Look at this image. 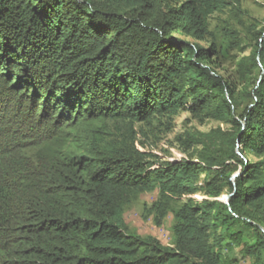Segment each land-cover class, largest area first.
Returning a JSON list of instances; mask_svg holds the SVG:
<instances>
[{"label": "trees", "instance_id": "1", "mask_svg": "<svg viewBox=\"0 0 264 264\" xmlns=\"http://www.w3.org/2000/svg\"><path fill=\"white\" fill-rule=\"evenodd\" d=\"M241 5L0 0V264H264V23L234 77L222 57L247 48L229 22L200 44ZM182 111L227 126L172 160L137 147L133 124ZM156 189L168 246L124 220Z\"/></svg>", "mask_w": 264, "mask_h": 264}, {"label": "rangeland", "instance_id": "2", "mask_svg": "<svg viewBox=\"0 0 264 264\" xmlns=\"http://www.w3.org/2000/svg\"><path fill=\"white\" fill-rule=\"evenodd\" d=\"M229 22L232 28L239 32V36L245 41V52L232 50L223 58L222 73L226 77H234L236 73V62L244 54H248L251 45L255 42V27L259 28L264 23V0H242L241 11L232 12L230 9L215 11L207 17V24L210 34L200 44L209 46L212 41L219 44L224 42L223 34L218 31V26ZM116 126L121 127L118 135L123 137L131 124L108 122V129L115 132ZM137 133V147L147 152L156 160L167 161L184 156L182 143L179 138L185 137L189 132H206L218 126H227L216 120L203 121L194 117L190 112L182 111L175 116H159L151 122L133 124ZM250 158H252L250 156ZM159 200V191H142L134 195L133 200L124 210V220L129 229L140 236H153L158 238L164 245L173 244L174 240V215L170 213L158 225L154 204ZM237 253V252H236ZM241 264H251V259H240Z\"/></svg>", "mask_w": 264, "mask_h": 264}, {"label": "water", "instance_id": "3", "mask_svg": "<svg viewBox=\"0 0 264 264\" xmlns=\"http://www.w3.org/2000/svg\"><path fill=\"white\" fill-rule=\"evenodd\" d=\"M229 197H230V196H228V197L226 198V202H228Z\"/></svg>", "mask_w": 264, "mask_h": 264}]
</instances>
